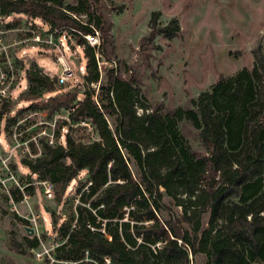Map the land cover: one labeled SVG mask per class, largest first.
Instances as JSON below:
<instances>
[{
    "label": "trees",
    "instance_id": "16d2710c",
    "mask_svg": "<svg viewBox=\"0 0 264 264\" xmlns=\"http://www.w3.org/2000/svg\"><path fill=\"white\" fill-rule=\"evenodd\" d=\"M100 1L0 0V16L39 18L50 30L88 34L95 28L101 57L110 61L115 46ZM159 16L151 14L141 48L159 34L171 41L179 31L176 18L159 25ZM74 35L76 43H83ZM83 53L86 90L56 88V77L34 63L26 72L28 90L21 93L31 103L55 93L44 104L48 118L64 112L73 124L89 123L97 136L85 142L64 120V144L42 139L40 155L21 160L40 182L53 185L59 199L80 173L86 174L84 183L77 182L73 214L58 227L62 242L52 252L56 262L198 264L202 257V264H264L262 46L253 51L251 69L220 75L186 107L170 110L144 102L134 74L125 77L110 68L100 78L93 48L85 45ZM98 82L95 91L91 84ZM11 104L1 103L0 116ZM180 121L197 132L201 150L191 147ZM14 122L9 118L6 127ZM11 195L19 201L22 193L16 187ZM25 243L34 249L39 240ZM14 248L21 251L19 244Z\"/></svg>",
    "mask_w": 264,
    "mask_h": 264
},
{
    "label": "rangeland",
    "instance_id": "374dc122",
    "mask_svg": "<svg viewBox=\"0 0 264 264\" xmlns=\"http://www.w3.org/2000/svg\"><path fill=\"white\" fill-rule=\"evenodd\" d=\"M76 2L64 0L69 5ZM97 6L115 46V55H110V59L116 61L123 76H136L144 102L152 107L162 106L167 110L186 107L190 98L210 88L220 75L227 77L242 68L251 69L257 45L264 52V0H101ZM153 12H160L159 25L176 18L179 31L171 41L159 34L141 48L140 39L149 34ZM78 18L87 20L85 15ZM47 28L39 18L23 14L0 16V47L8 46L12 60L15 54L11 52L16 51L14 40L22 37L25 30ZM71 38L75 42V37L71 35ZM55 52L46 46L30 50L24 60L15 64L16 82L23 80V71L34 63L44 73L56 77L61 68L54 59ZM65 55L79 76L78 65L87 60L83 50L76 49ZM73 87L67 83L56 88L70 91ZM76 87L79 91L87 89L82 76ZM91 88L97 91V86ZM19 92L10 112L0 116V264H66L51 260L50 255L53 257L54 248L62 242L58 227L65 217L73 214L77 205L74 198L77 182L84 183L86 174L80 173L60 199L54 187L53 197L46 196L42 182L21 160L40 155L42 139L46 140L44 135L57 130L65 134L61 125L66 114L59 112L50 119L44 108L46 96L43 101L31 103ZM9 118H15V122L6 127ZM72 127L75 128L73 135L85 142L97 137L91 126ZM179 127L191 147L201 150L197 132L187 122L180 121ZM30 186L27 191L25 188ZM16 187L22 193L19 201L11 195V189ZM19 219L27 220L28 224ZM25 226L33 228L34 233L26 232ZM33 237L38 238V246L26 247V240ZM17 244L21 251L15 250ZM202 261L198 257L197 263Z\"/></svg>",
    "mask_w": 264,
    "mask_h": 264
},
{
    "label": "built area",
    "instance_id": "2783aa9c",
    "mask_svg": "<svg viewBox=\"0 0 264 264\" xmlns=\"http://www.w3.org/2000/svg\"><path fill=\"white\" fill-rule=\"evenodd\" d=\"M25 34L22 37L14 40L13 45L16 47V51H12L14 53L15 58L10 59L8 50V46L0 47V58L4 57V60L0 59V105L3 101L11 102L14 99L18 98L17 91L25 92L28 90L29 84L26 79V70L23 71V80L20 82H16L15 76V64L19 61L25 59L26 55L30 50H40L46 46L47 48L52 49L55 53L54 59L60 65V72L56 76V81L54 86L61 87L67 83H70L72 86L78 85L79 76H84L86 73L85 64L78 65V75L72 70L68 60L66 59V52H75L76 49H84L85 45H88L93 48L95 59L97 62L98 70L100 72V78L103 77L107 69H117L118 65L116 61L110 60L106 61L101 57L99 48H100V33L97 29L93 28V32L88 34H82L79 30H69V29H54L50 30L47 28L45 31H37L35 29L25 30ZM74 33L78 36H82L84 39L83 43L73 42L71 35L75 36ZM6 60V61H5ZM8 64V65H6ZM52 77V76H51ZM93 87L98 86L97 84H91ZM18 89V90H17ZM46 97H49V94H46ZM80 99V97H78ZM11 110V109H10ZM10 112V111H9ZM65 120L68 126L75 125H88L89 123L85 121H81L77 124L71 123L68 116H65ZM67 125H61V129H65V134L68 132ZM56 132H59V136H56ZM45 133V132H42ZM65 134L60 133V130L52 131L49 134L44 136L46 142L50 145H55L57 143H62V139ZM63 139V140H64ZM64 144V142H63ZM44 186V192L48 198L53 197L52 188L53 185L47 181H42ZM72 190V188H70ZM48 250H46L47 252ZM49 253V252H47ZM40 255V254H38ZM51 260L56 261L54 257L50 255Z\"/></svg>",
    "mask_w": 264,
    "mask_h": 264
},
{
    "label": "water",
    "instance_id": "95a60500",
    "mask_svg": "<svg viewBox=\"0 0 264 264\" xmlns=\"http://www.w3.org/2000/svg\"><path fill=\"white\" fill-rule=\"evenodd\" d=\"M24 229L26 230V232H28L29 234H33L34 233V229L31 227H27L25 226Z\"/></svg>",
    "mask_w": 264,
    "mask_h": 264
}]
</instances>
